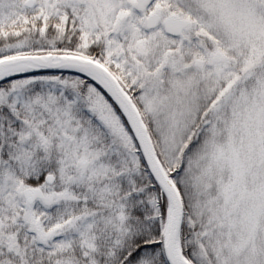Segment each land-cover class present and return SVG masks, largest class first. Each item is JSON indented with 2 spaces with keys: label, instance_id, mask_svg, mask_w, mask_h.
Returning a JSON list of instances; mask_svg holds the SVG:
<instances>
[{
  "label": "snow or ice",
  "instance_id": "1",
  "mask_svg": "<svg viewBox=\"0 0 264 264\" xmlns=\"http://www.w3.org/2000/svg\"><path fill=\"white\" fill-rule=\"evenodd\" d=\"M0 264H264V0H0Z\"/></svg>",
  "mask_w": 264,
  "mask_h": 264
}]
</instances>
